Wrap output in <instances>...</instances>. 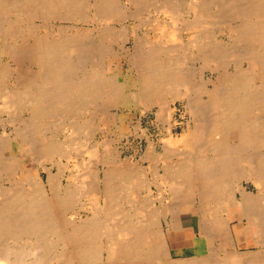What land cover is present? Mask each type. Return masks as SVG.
Masks as SVG:
<instances>
[{
    "label": "bare ground",
    "instance_id": "6f19581e",
    "mask_svg": "<svg viewBox=\"0 0 264 264\" xmlns=\"http://www.w3.org/2000/svg\"><path fill=\"white\" fill-rule=\"evenodd\" d=\"M146 4L173 22L187 17V38L149 19L150 33L142 37L135 28L114 27L118 34L109 37L133 42L128 54L116 53L112 40L104 42L106 28L96 36L90 27L55 23L125 21ZM84 8L92 17L81 16ZM220 17L233 19L229 27L220 24L234 39L225 62L224 40L210 41ZM109 57L124 59L133 80L131 74L120 80L118 65L109 73ZM205 69L216 76L207 80ZM3 80L11 82L0 88L13 112L9 125L19 109L28 117L0 140V264H264V0H0ZM119 102L155 108L162 124L179 102L188 118L181 134L173 136L172 124L160 151L150 143L137 162L122 160L104 142L80 146L88 159L72 150L78 133L84 136L78 144H90L94 118L107 126L106 109ZM48 118L68 123L62 140L46 134ZM82 196L88 205L78 203ZM79 209L86 219L74 218ZM188 213L198 217L192 237L181 223ZM240 213L252 223L255 251L238 250L246 227L237 240L230 215ZM177 229L193 253L203 238L207 253L170 259L168 236L174 240Z\"/></svg>",
    "mask_w": 264,
    "mask_h": 264
},
{
    "label": "rangeland",
    "instance_id": "374dc122",
    "mask_svg": "<svg viewBox=\"0 0 264 264\" xmlns=\"http://www.w3.org/2000/svg\"><path fill=\"white\" fill-rule=\"evenodd\" d=\"M179 1L181 2V0H179ZM122 5L124 6L123 3H122ZM150 5H153V4L151 3ZM150 5L149 4L148 5L147 4L146 5H142V6L139 5L140 8H143L142 10L144 12H142V10H140L139 6H137L139 12L141 11V15L139 14V12L138 13L135 12V13L138 14V15L137 14L134 15L135 18H133V19L132 18H130V19L127 18V20H125V21H124V19L126 17L122 18V20L121 19H118V20L113 21L112 23L110 22V23H107V24L105 22L104 23L103 22L100 23L99 21L84 22V21H81L80 19H77V20L75 19V20H72L71 22L60 21L59 20L57 22L55 21V23L57 25L62 26V27L63 26H65V27L66 26H74L75 28L77 27L79 29L82 28V27L83 28L84 27L85 28L86 27H90V28H92V31H93V33L96 36L97 35H100V31H101L102 28H106V31H108L107 32L108 33V36H106V38L109 37V33H110V36H111V34H113V35L114 34H118V33H116L118 30H119L118 32H121L120 29L124 25L123 27L125 29H127L129 32H132V29H134V28L137 29L136 30L137 31L136 33L139 36L142 37L146 33H150V31H149L150 25H147V23H150V20L151 21H154V20L158 19L157 20V23L159 22L162 25H163V23H165V27H168L169 29L170 28L172 29V33H174L173 31L175 30V33L177 34V32H179V30H181L180 33H178V38L179 39H181V38H184V39L187 38V36L189 35V32L188 31H183L184 30L183 29V26H184L185 21H186L185 25L187 23H189V21L187 20V17H184V18L183 17H178V18H175L174 17L175 19H178L177 20V23H176V20L175 19H174L175 22H173V21H171L172 20L171 18L169 19L168 17L162 16L161 13H158V11L155 8V6H154V8L153 7L150 8L149 7ZM177 8H178V6H177ZM125 9L129 13L131 11H134L135 10V8H133L131 5H128V4H126V8ZM86 10L88 12H86ZM145 10L150 11L151 14L148 11H145ZM154 11H155V13H153ZM83 12H84L85 15L84 14H81L82 17H86V15H87V17H92V15H91V13H90V11L88 9L84 8L83 9ZM128 12H127V14H129ZM156 12H157V14H156ZM146 13H149V14H146ZM148 15L150 16V18H149ZM136 16H138V17L136 18ZM145 18H147L148 20L150 19V20L148 21ZM184 19H185V21H184ZM232 20L233 19L230 18V17H220V19L216 18V20H215L216 21V26H215L216 29L212 32V34H210V35H213V36H211L212 39L210 41H212L213 39H214L213 41H215V42H220V41H223L224 40L223 41L224 42L223 43V46L227 48L228 55L226 57V54H224V58H222V61L223 62L227 61V59L232 58V55H231L232 52L229 53V51L234 50V49H232V47L229 46L230 44H233L232 42H233L234 39L233 40H230L231 38L229 39V37L227 35L228 34V28H226V27H229L230 26V22ZM139 21H141V22L139 23ZM182 21H184V23H182ZM172 22H173V24H176L177 26L180 25V27H177V26H174V25H170V24H172ZM190 23H191V21H190ZM223 23H224V25H226V27L224 25H223L224 27H222L220 25V24H223ZM114 24H115V26H114ZM218 25L221 27V29L218 27ZM97 27L99 29H96ZM108 27H110V29ZM114 27H115V29L117 28L116 29L117 31L114 29ZM136 27H138V28H136ZM174 27H176V28H174ZM112 28H113V33H111L112 32V30H111ZM168 28H165V30L167 29L166 30V33L172 34V33L168 32L169 31ZM173 28H174V30H173ZM171 29H170V31H171ZM217 31L219 32V34L218 33H215ZM220 32H221V34L222 33L223 34L220 35ZM175 33L172 34V35L173 36L175 35L174 37L176 38V34ZM109 38L108 39H104V42L107 43V45H108L110 43V40H112L111 42H113V43L112 44L110 43L109 46L111 48H113L116 51V53H119V52L122 53L124 51H127L126 53L128 54L129 47H132L133 46L132 40L129 41V42H127L126 44H123L124 42H121V39L120 38L118 39L117 37H115L116 38V41H115L114 36L113 37H109ZM164 38H166V41H168L167 40V36H164ZM164 38H162V41H165ZM215 38H217V39H215ZM219 38H220V40H219ZM96 43L98 44V40L94 41V44H96ZM208 43H209V41H208ZM100 49H102V48H100ZM224 59H225V61H224ZM107 62L110 64L109 67H108L109 73H114L116 71V66L117 65L119 66V67L117 66L118 67V71L120 73L121 72L123 73L122 76L120 77V80H124L126 75H129V74L132 75V73H134V69L132 67L127 66L126 61L124 59H122V58H117L116 60H113L111 57H109V58H107ZM25 65H28V64L25 63ZM207 70L208 69H205L204 70L205 77L207 78V80H208L209 77L212 78V76H214V77L216 76V73L211 72L212 69L211 70L209 69L208 71ZM229 71H231V70H229ZM207 72H209V73H207ZM133 78H134V75L129 76L128 77V81L133 80ZM6 81L3 80L0 83V88L4 89V88L10 86V84H9V83H11L10 80H6ZM128 89L130 91L132 88H129L128 87ZM122 100H125V98H123ZM1 103H2V105H1ZM120 104H122V106ZM0 105L4 107V103H3L2 100H0ZM116 105L117 106H115L113 108L111 106L109 109L108 108L106 109L107 110L106 111V119H110V120L112 119V121L110 123H108L107 126H106L105 123L104 124L103 123H99L98 120L100 118L99 119L98 118H96V119L94 118V121L93 122L95 123V125L93 123L94 127H93V125L91 126V128L89 130V137H92L94 134H95V136L92 137L91 140L89 141L90 144L88 142L85 143L84 141H83L84 143L82 145L81 144H78V143H80L81 140H83V137H84L82 133H78L77 136L75 135V137H76V139L74 141L75 144L73 143L71 146H72V148H74V146L76 147L77 145L79 147L77 146L76 148H74L72 150H74V151L77 152V150H75V149H78L79 154L80 153H81L80 155L83 154L84 156H86V159H88L87 158V154H85V151L82 150V147H84L83 149L86 150V148L88 146H90V145H91V148H92L96 144V142H99V143H103L104 142L106 144V146H110L109 148L112 149V150H114L115 154L117 156H119V158H121L122 160H126V161L128 160L129 162L130 161L131 162H133V161L134 162H137L138 160H140V157H142L141 155L145 153L144 150L148 149V147L150 146V143H152L154 145H157L156 146L157 147V150L160 151V147L162 146V143L161 142H163L167 138V136H166L167 135V131L169 129V126H171L172 124H174V125H172L173 127L171 126L170 129H171V133L173 134V136H176V135L181 134L182 133V129L184 127V124H185V122H186V120L188 118L186 115H183V111H182L183 108L181 107V104L179 102H176L175 103L176 106L175 105H172V109L174 111L173 112L174 114L171 117L172 120L169 119L170 122H168L167 119H166L165 121L168 122V123H165V121H164L163 124H162V122L160 123V121L156 119V116H155L156 110H155V108L150 109L151 107H149V108H146V111H145V108H142L143 109L142 110L140 107H135V106H132V105H128V104H126V102H123V103L119 102ZM0 109H1L0 110V140H1L2 139L1 136L3 134L4 129L6 130V133H9V134L14 129H20V127L22 125V122L28 117V115H27V113L25 111H23L22 109H21V111H19L20 110L19 109L18 111H16V114L14 115V119H13V122L14 123L13 124H10L11 125L10 126L9 123H8V119L12 116V113L13 112L12 111H7V109L5 107L4 108L1 107ZM3 109L4 110L6 109V110L4 111ZM8 113H10V114H8ZM7 115L9 117H7ZM21 118H22V120H21ZM48 119L49 120H47V121L45 120V127H47V128H45L46 129V132H47L46 134L47 135H50L51 133L49 134L48 132L55 131L56 133L54 134V136L55 137H59V139L62 140L63 139L62 137L65 135L66 132H68L67 129L70 128L69 126L67 127L68 123L66 122V120L64 118L63 119L62 118H56V120H55V118H48ZM50 119L51 120L53 119V121L55 123L53 121H51ZM117 120H118V122H117ZM47 124H49V125H47ZM105 126H106V128H105ZM53 127H55V128H53ZM97 127H100V129L101 128L102 129L101 130H98ZM116 131H118V132H116ZM100 132L101 133L102 132L104 133V141H101V140H103V134H101ZM11 137L12 136H10L9 139ZM96 137H99V139L96 138ZM100 138H101V140H100ZM160 140H161V142H160ZM91 141L94 142V143L92 144ZM13 146H14L13 153L14 154H17L16 143H14ZM80 146H82V147H80ZM80 148H81V151L79 150ZM79 159H80V157H79ZM25 161L28 162L29 161V158L26 157V160ZM146 166H148L147 163H144V167H146ZM47 167H49V165H47ZM45 176H46L45 173L41 172V177L43 179H45ZM81 180L79 178L77 180V183H80V182L83 183V180L84 179H81ZM247 190L249 192H251V193L256 194V190L253 187V185H249ZM84 191L85 190H83V193H84ZM83 198H80L79 197L78 200L79 199L80 200L79 201L77 200L78 203H80V204L82 203L83 205L84 204H87L88 205V202H86V198H84V199ZM83 202H85V203H83ZM234 212H238V209H235ZM75 214L76 215H74V218H76L77 221L84 220L88 216L87 213L84 210H80V209L78 211H76ZM230 220H231V223H232V229H233L234 232H236L235 233V237H236L237 240H238V237L242 234V232L240 230H242L244 227H246V229H245V236L242 237L241 242L238 244V250L241 249L240 251H243V252L244 251H249V250L250 251H255V249L252 248V245H250V241H252V239H253L252 232H251V224H252L251 221H246L245 220V216L242 213L236 214V215H230ZM239 221H243V224L241 225L239 223ZM181 223H182L183 228L185 229L186 236L192 237L193 235H196V233L198 232V217L196 215L189 214V213L188 214H182L181 215ZM172 235H173V238L175 237L174 240H172L168 236L169 247L171 249V258L170 259H175V260L176 259H188V258L193 257L194 256V253H193L192 247H186V246H189L192 243V241L190 239H187L185 237L184 231L181 230V229H177L175 231V235H174V233H172ZM247 242L249 243L248 247L246 246V243ZM196 243L200 246V249L199 250H196V253L195 254H197V255H205L207 253L206 241L203 238L200 237L199 240Z\"/></svg>",
    "mask_w": 264,
    "mask_h": 264
},
{
    "label": "crops",
    "instance_id": "0c3cea01",
    "mask_svg": "<svg viewBox=\"0 0 264 264\" xmlns=\"http://www.w3.org/2000/svg\"><path fill=\"white\" fill-rule=\"evenodd\" d=\"M199 249H200V246L196 243L195 248H194V253H196V250H199Z\"/></svg>",
    "mask_w": 264,
    "mask_h": 264
}]
</instances>
